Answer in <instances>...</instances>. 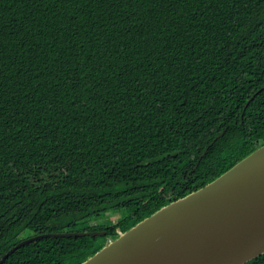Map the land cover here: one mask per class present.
<instances>
[{"label": "trees", "instance_id": "1", "mask_svg": "<svg viewBox=\"0 0 264 264\" xmlns=\"http://www.w3.org/2000/svg\"><path fill=\"white\" fill-rule=\"evenodd\" d=\"M263 143L264 0H0V257L106 230L1 264H79Z\"/></svg>", "mask_w": 264, "mask_h": 264}, {"label": "water", "instance_id": "2", "mask_svg": "<svg viewBox=\"0 0 264 264\" xmlns=\"http://www.w3.org/2000/svg\"><path fill=\"white\" fill-rule=\"evenodd\" d=\"M105 234H33L3 253L0 264L20 246L42 237ZM262 253L264 143L208 183L109 239L79 264H243Z\"/></svg>", "mask_w": 264, "mask_h": 264}, {"label": "rangeland", "instance_id": "3", "mask_svg": "<svg viewBox=\"0 0 264 264\" xmlns=\"http://www.w3.org/2000/svg\"><path fill=\"white\" fill-rule=\"evenodd\" d=\"M125 214L124 208H111L109 210L100 213L97 218H91L89 220L90 224L92 225H108L112 222H115L117 219L121 218ZM30 233L29 229L24 230L21 232L20 237H25ZM103 239L98 241V244L104 243Z\"/></svg>", "mask_w": 264, "mask_h": 264}, {"label": "flooded vegetation", "instance_id": "4", "mask_svg": "<svg viewBox=\"0 0 264 264\" xmlns=\"http://www.w3.org/2000/svg\"><path fill=\"white\" fill-rule=\"evenodd\" d=\"M103 236H104V235H103ZM108 240H109V239H108ZM108 240H107V241H108Z\"/></svg>", "mask_w": 264, "mask_h": 264}]
</instances>
